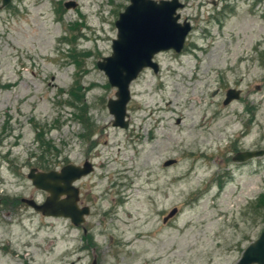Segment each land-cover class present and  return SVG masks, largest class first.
Instances as JSON below:
<instances>
[{
	"label": "rangeland",
	"instance_id": "obj_1",
	"mask_svg": "<svg viewBox=\"0 0 264 264\" xmlns=\"http://www.w3.org/2000/svg\"><path fill=\"white\" fill-rule=\"evenodd\" d=\"M180 1L184 52L130 84L122 129L96 63L129 0H0V264H236L264 230V155L232 159L264 150V0ZM86 160L87 235L20 201H44L31 168Z\"/></svg>",
	"mask_w": 264,
	"mask_h": 264
},
{
	"label": "water",
	"instance_id": "obj_2",
	"mask_svg": "<svg viewBox=\"0 0 264 264\" xmlns=\"http://www.w3.org/2000/svg\"><path fill=\"white\" fill-rule=\"evenodd\" d=\"M10 0H2L1 7ZM76 2L70 1L64 7L75 8ZM184 4L179 0H129L123 12L115 21L116 38L111 43V54L97 61V68L107 77L111 87L116 88L114 99L107 101L108 112L112 115V125L122 129L128 128L127 104L130 101V84L147 68L157 73L159 66L153 61L156 54L165 51L180 53L186 36L191 29L189 22L179 23L177 10ZM239 89L226 91L223 105L226 106L240 98ZM264 155V150L243 151L233 156L235 162H245ZM175 160L165 161L170 166ZM93 171L90 162L81 166L72 163L59 170L39 171L31 168L27 178L40 191L47 193L42 203L34 199L22 198L20 201L45 217H64L74 226L84 222L89 214L88 207L80 208L79 189L75 182ZM177 212L174 208L167 218ZM236 264H264V230L259 237L250 243L242 252Z\"/></svg>",
	"mask_w": 264,
	"mask_h": 264
},
{
	"label": "flooded vegetation",
	"instance_id": "obj_3",
	"mask_svg": "<svg viewBox=\"0 0 264 264\" xmlns=\"http://www.w3.org/2000/svg\"><path fill=\"white\" fill-rule=\"evenodd\" d=\"M93 167H94V165H93ZM83 178H84V177H82L81 179H79L77 182H80ZM78 189H79V188H78ZM79 191H80V189H79ZM43 194H44V199H45V198L47 197V194L44 193V192H43ZM79 195H80V193H79ZM2 204L5 206V201L3 200V198H0V206H1ZM78 206H79V207H85V206H87V205L82 204V202H81V200H80V198H79ZM88 207H89V206H88ZM89 208H90V207H89ZM89 215H90V213H89ZM85 221H86V219H85L84 222H83L80 226H78L77 228H78V229H81L84 235H87L88 232H89V228H88V226L85 225ZM92 264H98V262L94 259L93 262H92Z\"/></svg>",
	"mask_w": 264,
	"mask_h": 264
},
{
	"label": "trees",
	"instance_id": "obj_4",
	"mask_svg": "<svg viewBox=\"0 0 264 264\" xmlns=\"http://www.w3.org/2000/svg\"><path fill=\"white\" fill-rule=\"evenodd\" d=\"M81 102H84L83 101V99H81L80 100ZM69 105H71L72 106V103H69ZM85 109V107H83V110ZM83 113V112H82ZM38 140H40L39 139V136H38ZM39 159V162H40V168H48L49 167V165H50V160L49 159H47V158H44L43 157V153H42V155L38 158ZM48 171V170H47Z\"/></svg>",
	"mask_w": 264,
	"mask_h": 264
}]
</instances>
